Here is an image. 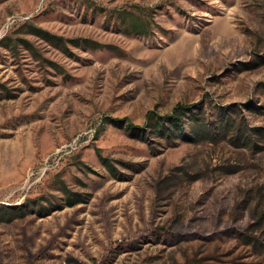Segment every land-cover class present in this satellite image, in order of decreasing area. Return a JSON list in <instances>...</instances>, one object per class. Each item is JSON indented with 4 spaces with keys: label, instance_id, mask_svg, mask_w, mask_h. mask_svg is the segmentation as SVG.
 Instances as JSON below:
<instances>
[{
    "label": "rangeland",
    "instance_id": "1",
    "mask_svg": "<svg viewBox=\"0 0 264 264\" xmlns=\"http://www.w3.org/2000/svg\"><path fill=\"white\" fill-rule=\"evenodd\" d=\"M0 264H264V0H0Z\"/></svg>",
    "mask_w": 264,
    "mask_h": 264
},
{
    "label": "trees",
    "instance_id": "2",
    "mask_svg": "<svg viewBox=\"0 0 264 264\" xmlns=\"http://www.w3.org/2000/svg\"><path fill=\"white\" fill-rule=\"evenodd\" d=\"M134 28L136 31H138L143 35L149 34L148 29L145 28V25L138 20H135ZM38 33L47 39L51 38V36H49L50 35L49 32L47 31L38 30ZM192 107L193 106L190 105H180L174 109L171 115H166L160 118H157L155 116V113L149 112V114L147 115V121L145 122V124L140 126H137L132 122H128L127 120L125 122L126 123L128 122V124L123 122L119 125L121 126L127 125V128L129 129L131 135H133L134 137H139L140 139L143 140L147 138V135L154 134L157 131H160V134L162 135H167L168 130H171L172 133H175V131L178 133H184L183 118L186 116L187 112L192 109ZM169 137L172 138V135L170 134ZM101 159L103 160V163L110 168V166L108 165L107 158L101 157ZM69 200L70 201L68 203L71 206L81 202L78 194L76 193L71 194V196H69ZM5 215L6 216L5 218H3L2 221H12L13 219L16 218L15 217L16 214H14L13 216H9L10 215L9 212H6Z\"/></svg>",
    "mask_w": 264,
    "mask_h": 264
}]
</instances>
